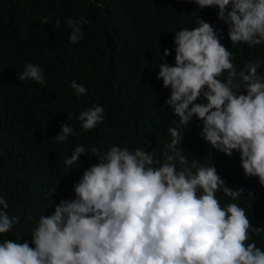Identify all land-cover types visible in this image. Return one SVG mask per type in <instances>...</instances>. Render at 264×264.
Returning <instances> with one entry per match:
<instances>
[{
	"label": "clouds",
	"instance_id": "1",
	"mask_svg": "<svg viewBox=\"0 0 264 264\" xmlns=\"http://www.w3.org/2000/svg\"><path fill=\"white\" fill-rule=\"evenodd\" d=\"M194 2L200 9L218 8L232 44L264 43V0ZM88 22L83 17L66 20L70 43L83 39L81 25ZM196 24L175 32V65L165 59L171 55L168 48L160 56L165 62L158 65L157 79L171 89L165 104L181 126L195 115L202 121L203 138L228 156L237 150L244 174L264 185V74L258 72L264 61L252 60L237 70L233 52L221 43L222 29L199 16ZM18 79L43 85L45 71L26 63ZM70 86L77 97L87 94L75 80ZM201 96L206 103L195 102ZM104 112L99 104L81 111L77 118L83 131L102 124ZM169 132L162 161L142 148L113 145L101 153L93 147L91 156L99 162L83 172L75 197L55 204L41 193L44 210L38 219L27 217L24 237L8 236L20 217L9 215L0 195V264H264V250L249 242L264 227L254 226L237 203L222 205L216 195L222 190L236 201L244 189L226 186L212 164L190 163L177 147L182 132L175 127ZM74 134L64 122L54 138L64 142ZM20 138L21 131L8 147ZM86 152L83 145L75 146L64 160L67 171Z\"/></svg>",
	"mask_w": 264,
	"mask_h": 264
},
{
	"label": "trees",
	"instance_id": "2",
	"mask_svg": "<svg viewBox=\"0 0 264 264\" xmlns=\"http://www.w3.org/2000/svg\"><path fill=\"white\" fill-rule=\"evenodd\" d=\"M217 11L200 9L194 0H0V195L9 215L20 217L8 236L26 235L27 217L38 219L44 210L41 193L55 204L75 197L83 172L99 162L91 156L93 147L101 153L113 145L142 148L162 161L172 127L182 132L177 147L190 163L212 164L226 186L244 189L236 201L217 192L221 204L237 203L254 226L264 227V185L244 174L237 150L228 156L203 138L195 115L186 127L179 125V116L165 104L171 89L157 79L163 50L171 51L165 59L175 65V32L197 26L196 16L222 29L221 43L233 52L237 70L249 61H264V43L232 44ZM80 17L89 22L81 25L83 39L73 44L65 22ZM26 63L44 69L45 84L18 79ZM258 72L264 74V63ZM73 80L87 88L86 95L77 97ZM195 102L207 101L201 96ZM96 104L105 109L104 121L84 132L77 117ZM64 122L75 134L57 142ZM19 131L20 140L8 147ZM77 145L88 153L67 171L64 160ZM252 240L264 250V232Z\"/></svg>",
	"mask_w": 264,
	"mask_h": 264
}]
</instances>
